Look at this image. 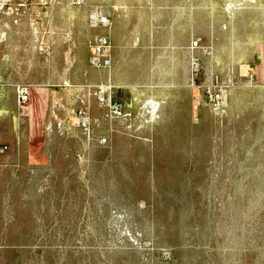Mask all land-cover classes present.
I'll use <instances>...</instances> for the list:
<instances>
[{"label":"rangeland","instance_id":"rangeland-1","mask_svg":"<svg viewBox=\"0 0 264 264\" xmlns=\"http://www.w3.org/2000/svg\"><path fill=\"white\" fill-rule=\"evenodd\" d=\"M131 1L37 0L36 58L21 64L34 62L28 70L41 84L24 108L4 109L0 127V264H264V0H139L167 12L175 3L226 8L222 48L191 44L189 116L187 91L170 87L171 69L153 50L160 36L144 44L149 50L113 59V95L126 119L111 121L92 95L104 80L92 73L90 41L108 32L98 16L128 14ZM7 5H0L4 17L12 14ZM140 23L145 42L173 25ZM90 29L91 40L79 42ZM49 62L51 79L43 81ZM247 72L254 90L244 86ZM216 81L224 103L233 100L220 115L207 92ZM82 99L91 139L77 123ZM151 100L159 106L154 122Z\"/></svg>","mask_w":264,"mask_h":264},{"label":"crops","instance_id":"crops-1","mask_svg":"<svg viewBox=\"0 0 264 264\" xmlns=\"http://www.w3.org/2000/svg\"><path fill=\"white\" fill-rule=\"evenodd\" d=\"M10 1L8 5L12 8L11 15L7 14V16L4 17L1 15L4 8L0 10V36L4 31L7 33L6 38L0 41V127L6 120L4 109L12 106L15 107L17 104V87L19 85H28L31 92V87L41 84V79L34 74V71L30 72L28 70L29 68L35 67L34 62L32 64L25 62L24 68H22L21 64V60H34L36 58L37 38L35 37L34 21L36 18L37 0ZM138 1L139 0L131 1L128 7L125 8L128 14H115V12L109 14L112 24L108 27V32L104 33V35L110 38L113 46L112 64L109 68L104 69L99 77L102 78L104 82L109 81L112 83L115 81V70H113V73L111 70L116 69L117 66L114 64L113 67V59L117 64V60L122 55V57L126 59L127 56H133V51L142 49L149 50L144 44L150 43L153 38L160 36L155 38L158 45L153 50L160 51L162 59L166 62L165 67L171 69L170 72H167L174 76L175 82H172L170 87L176 91L180 89L187 91L184 93V97H182V103L183 106H185L184 103L187 101L186 105L189 110V116L190 105L195 97V90L190 89L188 83L189 76L194 71L192 60L195 56V50L192 49L191 44L193 40L198 39L199 43L203 46L212 48V44L215 42L213 48L221 50L222 37L225 35L222 30V24L227 20V9L222 7L219 9H212L209 6L201 10L196 9V7L190 3H175L172 4V9H168L172 12H167L159 8L158 5H148ZM97 6L98 5L92 6L90 11L94 12L95 10H100ZM113 11L117 10L114 9ZM162 18L171 19L173 25L168 28H159V30L157 28L158 31L154 33L155 36L152 35L151 39L149 40L148 38L149 41L146 40L145 42L142 35L145 30L142 28L140 22L147 20L158 21ZM128 23L132 25L129 27ZM201 25L203 26V31H197V26ZM32 27L34 33L30 32V28ZM118 31L123 32L122 37H117L116 34ZM91 36L92 33L91 30H89L88 34L86 33L84 35V38H80L77 34V37H79L77 40L79 42H87L88 38L91 40ZM183 40L185 41L183 42ZM48 43L49 40H44L45 46L50 49L49 55L44 53L47 58H49L52 53ZM51 71L49 62V64L44 65L43 81H49L51 79ZM79 73L82 74V70L77 72V74ZM150 73L154 74L155 72L150 71ZM126 74L131 75L133 73L128 71ZM130 77L131 76L127 77L129 84ZM83 80L84 79L80 77L79 81L83 82ZM65 81L69 80H64L63 85ZM90 106L94 109H98V106L94 104ZM176 113H180L178 107ZM101 116L102 113L99 114L98 118Z\"/></svg>","mask_w":264,"mask_h":264},{"label":"built area","instance_id":"built-area-1","mask_svg":"<svg viewBox=\"0 0 264 264\" xmlns=\"http://www.w3.org/2000/svg\"><path fill=\"white\" fill-rule=\"evenodd\" d=\"M76 4H81L84 0H73ZM98 21L102 22L105 26H110L112 21L110 16H98L96 18ZM197 44L193 43V47ZM90 64L96 69H106L109 68L112 64V43L110 38L107 35H100L94 38L90 44ZM46 55L50 54V49L46 48L44 50ZM195 65V62H193ZM194 82V80H193ZM65 86H70L69 81L64 82ZM224 85L219 81H216L215 84L209 86L207 92L209 98L212 100L214 110L217 114H222L225 107L224 95H223ZM17 103L20 109L28 103L30 99V87L28 85H19L17 87ZM114 87L111 82H103L94 86L92 95L95 97L98 105L104 108L107 113L106 116L110 120H115L119 118L126 117V112L123 109L122 105L115 101L114 99ZM82 106L77 109L76 116L78 118V126L86 133L89 139L92 138V119L89 111V106L86 105L84 99L81 100ZM107 142L106 138H101L99 143L104 145Z\"/></svg>","mask_w":264,"mask_h":264},{"label":"bare ground","instance_id":"bare-ground-1","mask_svg":"<svg viewBox=\"0 0 264 264\" xmlns=\"http://www.w3.org/2000/svg\"><path fill=\"white\" fill-rule=\"evenodd\" d=\"M252 1L255 2L256 0H252ZM5 4H9V1H8V0H1L0 5H5ZM228 4H230V3H228ZM234 6H235V5H233V7H234ZM1 7H2V6H0V8H1ZM231 8H232V7H231ZM229 11H230V10H229ZM253 16H254V15H253ZM254 17H255V16H254ZM246 19H247V18H245V21H246ZM242 20H243V19H242ZM241 23H242V21H241ZM250 23H251V22H250ZM259 23H260V22H259ZM254 25H255V24H254ZM263 25H264V24H263ZM254 27H256V26H254ZM262 27H263V26H262ZM35 28H36V27H35ZM250 28H251V27H250ZM90 30H91V29H90ZM92 30H93V29H92ZM92 30H91V31H92ZM199 30H200V31H203L201 28H199ZM240 30H242V29H240ZM244 30H245V29H244ZM238 31H239V30H238ZM248 31H249V30H248ZM259 31H260V30H259ZM80 32H81V31H80ZM80 32H79V33H80ZM186 32H187V31H186ZM239 32H240V31H239ZM246 32H247V31H246ZM251 32H252V31H251ZM253 32H254V31H253ZM263 32H264V31H263ZM249 33H250V31H249ZM71 34H72V33H70V35H71ZM179 34H181V33H179ZM241 34H242V33H241ZM247 34H248V33H247ZM5 35H6V34L3 33L2 36H0V37H3V38H4ZM79 35H80V34H79ZM245 35H246V33H245ZM245 35H244V36H245ZM249 35H251V34H249ZM255 35H256V33H255ZM82 36H84V35H83V32H82ZM251 36H252V35H251ZM178 37H181V36H178ZM73 38H74V37H73ZM0 39H1V38H0ZM74 39H75V38H74ZM182 39H184V38H182ZM3 40H4V39H3ZM80 40H81V39H80ZM1 41H2V40H1ZM184 41H185V40H183V42H184ZM181 42H182V41H181ZM196 43H197V41H196ZM182 44H183V43H182ZM82 46H83V45H82ZM42 47H43V46H42ZM70 47H71V46H70ZM201 47H203V46H201ZM219 47H220V46H219ZM187 48H188V47H187ZM204 48H205V47H204ZM207 48H208V47H207ZM42 50H43V49H42ZM204 50H205V49H204ZM78 51H79V50H78ZM205 51H206V50H205ZM219 51H220V49H219ZM79 52H80V51H79ZM81 52H83V51H81ZM217 52H218V51H217ZM220 52H221V51H220ZM220 52H218V53H220ZM218 55H219V54H218ZM218 55H217V56H218ZM221 55H222V54H221ZM56 56H57V55H56ZM219 56H220V55H219ZM219 56H218V57H219ZM223 56H224V55H223ZM223 56H222V57H223ZM49 58H50V57H49ZM54 58H55V57H54ZM56 58H57V57H56ZM220 58H221V57H220ZM218 59H219V58H218ZM221 59H222V58H221ZM227 59H228V57H227ZM54 60H55V59H54ZM54 60H53V61H54ZM78 60H79V59H78ZM219 60H220V59H219ZM223 60H224V59H223ZM225 61H226V56H225ZM69 62H71V61H69ZM81 62H82V60H81ZM192 62H193V61H192ZM215 62H216V61H215ZM222 62H224V61H221V63H222ZM226 62H227V61H226ZM81 64H82V63H81ZM217 64H218V63H217ZM217 64H216V65H217ZM225 64H226V63H225ZM153 65H154V63H153ZM219 65H220V64H219ZM219 65H217V66H219ZM71 66H72V65H71ZM223 66H224V65H223ZM82 67H83V66H82ZM78 69H79V68H78ZM240 69H241V68H240ZM154 70H155V69H154ZM195 70H196V69H195ZM232 70H233V69H232ZM69 72H70V71H69ZM92 72H94L95 75H100V74H101V69H96V68H95V71L92 70ZM149 72H150V71H149ZM178 72H179V71H178ZM179 73H180V72H179ZM179 73H178V74H179ZM247 73H248V72H247ZM94 74H93V76H94ZM69 76H70V75H69ZM75 76H76V75H75ZM75 76H73V78H75ZM179 76H180V75H179ZM242 76H248V78H249L248 81H247V84L245 83L244 86L247 87L248 89H251V90L253 89V90H254L255 87H256L257 85L255 86V84H254V82H253V75H251L250 73H248V74H245V73H244V74H242ZM76 77H77V76H76ZM78 77H79V76H78ZM94 77H95V76H94ZM244 78H245V77H244ZM70 79H71V78H70ZM75 79H76V78H75ZM245 79H246V78H245ZM79 80H80V78H79ZM147 80H148V79H147ZM243 83H244V82H243ZM256 84H257V83H256ZM192 87H194V86H192ZM242 88H243V87H242ZM236 91H237V90H236ZM240 91H241V90H240ZM243 91H244V90H243ZM243 91H242V92H243ZM234 92H235V91H234ZM246 92H247V91H246ZM231 94H232V93H231ZM242 94H243V93H242ZM248 94H249V90H248ZM236 95H237V94H236ZM239 95H240V94H239ZM244 95H245V94H244ZM230 96H231V95H230ZM232 96H233V95H232ZM233 97H234V96H233ZM233 97H232V98H233ZM237 97H238V96H237ZM239 98H241V97H239ZM37 99H38V98H37ZM150 99H151V98H150ZM152 99H153V98H152ZM231 100H232V99H230V97H229V100L225 103V107L228 109V112H230V111H229V108L231 107ZM235 100H237V99H235ZM243 100H244V99H243ZM158 101H159V100H158ZM162 102H163V101H162ZM232 102H233V100H232ZM234 102H235V101H234ZM242 102H243V101H242ZM148 104H149V105L151 106V108H152V114H151V115H153V117H152V120H151V121L154 122V120H155V118H156V112H158L159 106H158V103H157V102H154V101H152V100H151ZM148 104L146 103L145 105H147V107H149ZM236 104H237V103H236ZM159 105H160V104H159ZM162 105H163V104H162ZM147 107H146V108H147ZM160 107H161V106H160ZM144 108H145V107H144ZM144 108H143V109H144ZM146 108H145V109H146ZM151 108H150V110H151ZM161 109L164 110L165 108H161ZM150 112H151V111H150ZM162 112H163V114L165 113L164 111H162ZM144 113H145V112H144ZM159 113H160V111H159ZM224 114H225V112H224ZM129 115H130V114H129ZM159 115H161V114H159ZM164 115H165V114H164ZM218 115H219V114H218ZM162 116H163V115H162ZM206 117H207V113H206ZM123 119H124V118H123ZM125 119H126V118H125ZM125 119H124V120H125ZM161 119H162V118H160V120H161ZM204 119H205V118H204ZM131 120H132V119H131ZM219 120H220V119H219ZM111 121H112V120H111ZM113 121H114V120H113ZM151 121H150V122H151ZM162 121H163V120H162ZM147 122H148V121H147ZM159 122H160V121H159ZM211 122H213V121H211ZM120 123H121V122H120ZM123 123H124V122H123ZM145 123H146V122H145ZM155 123H156V122H155ZM160 123H161V122H160ZM118 124H119V123H118ZM151 124H152V123H151ZM121 125H122V123H121ZM148 125H149V124H148ZM115 127H116V126H115ZM51 129H52V126H50L48 130H51ZM113 129H114V128H113ZM46 132H47V131H46ZM192 132H193V131H192ZM195 132H196V131H195ZM114 133H115V132H114ZM91 136H92V135H91ZM201 136H202V135H201ZM175 138H177V137H175ZM202 138H203V137H202ZM178 139H179V138H178ZM88 140H89V139H88ZM188 143H189V142H188ZM177 145H178V144H177ZM184 146H185V144H184ZM182 147H183V146H182ZM101 153H102V151H101ZM179 153H180V152H178V154H179ZM98 154H100V153H98ZM253 154H254V153H253ZM176 155H177V154H176ZM97 156H98V155H97ZM177 156H178V155H177ZM189 156H190V155H189ZM194 156H195V155H194ZM97 158H99V157H97ZM139 158H140V157H139ZM179 158H180V157H179ZM181 158H182V157H181ZM198 158H199V157H197V160H198ZM252 160H253V159H252ZM179 162H180V161H179ZM183 162H184V161H183ZM199 166H200V164H199ZM179 167H180V166H179ZM199 168H200V167H199ZM201 168H202V167H201ZM192 169H193V168H192ZM173 170H174V168H173ZM198 170H199V169H198ZM195 171H196V170H195ZM199 172H200V171H199ZM200 173H201V172H200ZM197 174H198V173H197ZM258 179H259V178H258ZM1 186H2V185H1ZM2 188H3V187H2Z\"/></svg>","mask_w":264,"mask_h":264}]
</instances>
